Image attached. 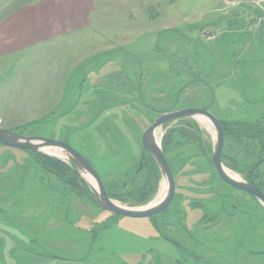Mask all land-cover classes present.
Returning a JSON list of instances; mask_svg holds the SVG:
<instances>
[{
    "label": "rangeland",
    "instance_id": "rangeland-1",
    "mask_svg": "<svg viewBox=\"0 0 264 264\" xmlns=\"http://www.w3.org/2000/svg\"><path fill=\"white\" fill-rule=\"evenodd\" d=\"M42 2L55 10L77 0H0L1 129L66 142L130 208L166 189L160 171L152 181L139 171L142 132L162 113L195 107L220 120L221 162L240 180V166L264 156V0H79L63 18L43 14L50 38L13 40L17 10ZM156 134L175 194L151 217L187 252L162 239L151 218L98 208L61 151L0 144V264H264V208L218 179L212 126L183 118ZM255 177L264 192V161Z\"/></svg>",
    "mask_w": 264,
    "mask_h": 264
},
{
    "label": "water",
    "instance_id": "water-1",
    "mask_svg": "<svg viewBox=\"0 0 264 264\" xmlns=\"http://www.w3.org/2000/svg\"><path fill=\"white\" fill-rule=\"evenodd\" d=\"M198 117L206 120L215 132V142L211 154V164L217 176L227 185L251 194L264 208V193L257 187L251 179L252 172L264 160L262 156L250 168L247 175L248 181L231 177L221 162V151L223 146L224 131L221 122L208 110L203 108L186 107L170 112H165L157 116L154 121L145 128L141 135L142 150L148 153L155 161L163 181L166 185L163 197L152 204L142 208H130L122 206L109 198L105 191L103 182L97 171L83 158V156L66 142L61 140L39 137L34 135H21L15 132L0 128V144L23 151L45 154L46 149H57L68 158L75 166V171L82 180L89 185L93 193V202L101 210L114 214L117 217L146 218L164 210L174 195V180L169 164L167 163L161 145L158 142L156 131L162 125L183 118ZM88 176L92 179L91 184L84 178Z\"/></svg>",
    "mask_w": 264,
    "mask_h": 264
},
{
    "label": "crops",
    "instance_id": "crops-1",
    "mask_svg": "<svg viewBox=\"0 0 264 264\" xmlns=\"http://www.w3.org/2000/svg\"><path fill=\"white\" fill-rule=\"evenodd\" d=\"M72 6L79 8V0H77L75 5H60L59 8H56L57 10H52L54 6H51L50 4L46 5L45 2H42L38 6L35 5V3L21 6L22 9H18L16 13H19V15H16L10 22L11 28H8V35L12 36L13 40L24 39L27 38V36H38L43 40L48 39L51 37V33L54 28L52 23H47L48 17L52 12H55L63 18L64 13H66L70 8L73 9ZM46 13L49 14L47 18L43 15Z\"/></svg>",
    "mask_w": 264,
    "mask_h": 264
},
{
    "label": "flooded vegetation",
    "instance_id": "flooded-vegetation-1",
    "mask_svg": "<svg viewBox=\"0 0 264 264\" xmlns=\"http://www.w3.org/2000/svg\"><path fill=\"white\" fill-rule=\"evenodd\" d=\"M163 150V149H162ZM29 152V151H28ZM144 152V151H143ZM33 153H36V152H33ZM164 153V152H163ZM42 154V153H41ZM143 154H145L144 155V158H145V160H143L145 163H144V165H141V167L139 168V171L140 170H142V169H147L146 170V175H145V178H147L149 181H152L153 179H154V175H152V170L154 171L155 170V168L157 169V171L159 172V169H158V167H157V165H156V163H155V161L153 160V158L148 154V153H146V152H144ZM55 158V157H54ZM264 161V160H263ZM262 161V162H263ZM71 162V161H70ZM88 162V161H87ZM261 162V163H262ZM72 163V162H71ZM90 164V163H89ZM91 165V164H90ZM74 166V165H73ZM92 166V165H91ZM260 166V165H259ZM258 166V167H259ZM93 167V166H92ZM138 167H139V165H138ZM137 167V168H138ZM257 167V168H258ZM74 168H75V166H74ZM94 168V167H93ZM257 168L252 172V175H251V179L253 180V182L257 185V187L263 192V190L261 189V187H260V185H259V183H258V181L256 180V177H255V173H256V170H257ZM95 169V168H94ZM250 169V167L246 170V173L243 175V177L245 176L246 177V179H245V177L244 178H242V180L243 181H248V178H247V175H248V173H249V170ZM74 171V170H73ZM216 173V172H215ZM173 175V174H172ZM217 175V174H216ZM100 176V175H99ZM218 177V176H217ZM101 178V177H100ZM218 179L222 182V183H224L219 177H218ZM101 180H102V178H101ZM173 180H174V188H175V178L173 177ZM102 182H103V180H102ZM148 182V181H147ZM146 182V183H147ZM145 183V184H146ZM149 183H151V182H149ZM148 183V184H149ZM148 184L147 185H144V187H148ZM103 185H104V183H103ZM224 185H226V186H228L230 189H232L233 191H236L237 193H240V194H243V195H246L247 196V198L249 199V200H251L253 203H256L258 206L260 205V203H259V201L258 200H256L251 194H249V193H247V192H244V191H241V190H237V189H235V188H233V187H231V186H229V185H227L226 183H224ZM104 188H105V186H104ZM204 188H207L206 186H204ZM226 189H228L227 187H226ZM231 190V191H232ZM105 191H106V189H105ZM92 192V191H91ZM107 193V192H106ZM264 193V192H263ZM174 194H175V189H174ZM223 196L225 195L226 196V194L227 193H221ZM87 195H88V197H89V199H91V201L93 202V193H87ZM108 196V195H107ZM109 197V196H108ZM223 198H225V199H227L226 197H223ZM237 200H239V199H237ZM172 201V200H171ZM170 201V202H171ZM170 204V203H169ZM255 204V205H256ZM230 205H231V210H236V207L238 206L236 203H230ZM167 208V207H166ZM165 208V209H166ZM164 209V210H165ZM199 209V208H198ZM164 210H162L161 212H163ZM200 211H204L202 208L201 209H199ZM107 212V211H106ZM160 213V212H159ZM111 214V213H110ZM234 213H232V212H229V213H227V216H231V215H233ZM113 217L112 218H114L115 217V215L114 214H111ZM156 215V214H155ZM152 216H154V215H152ZM205 216V213H203L202 212V214H201V218L202 217H204ZM148 218H151V216L150 217H148ZM200 219V217L198 218V220ZM158 222V221H157ZM157 222H156V225H157ZM151 224H152V222H151ZM106 226L108 225V224H105ZM186 225V224H185ZM185 225H183V230H185V232L187 233L188 232V238L189 239H195V237H194V235H193V233H189L190 231L189 230H192V228L191 227H186ZM105 226V227H106ZM152 226H153V224H152ZM161 229V228H160ZM161 237H162V239H164V240H166V241H168L170 244H172V245H174L178 250H180V251H184V252H187L188 251V249H189V247H187L186 246V244L183 242V241H180V240H177V239H175V238H173L172 236H169L168 234H166L165 232H163L162 231V229L160 230V232H157ZM254 255H258V254H254ZM50 257H52L53 259H55V260H62L63 258L62 257H59V256H55L54 254H52V255H50ZM178 262H181L180 261V258H178L176 261H174L173 263L174 264H178ZM186 262H188V261H183V263L182 264H186ZM196 262H200L199 260L198 261H196ZM202 264V263H201Z\"/></svg>",
    "mask_w": 264,
    "mask_h": 264
},
{
    "label": "trees",
    "instance_id": "trees-1",
    "mask_svg": "<svg viewBox=\"0 0 264 264\" xmlns=\"http://www.w3.org/2000/svg\"><path fill=\"white\" fill-rule=\"evenodd\" d=\"M187 85V83L186 84H184V85H182L180 88H178V90H177V92H176V95L177 94H179V93H182V91L185 89V86ZM176 100L177 101H179V99L178 98H176ZM220 121V120H219ZM221 122V121H220ZM221 124L223 125V123L221 122ZM258 126V125H257ZM254 127L255 129H254V132H257V128L258 127ZM260 131H263L264 129L263 128H260L259 129ZM248 131V130H247ZM235 138L234 139H236V136H234ZM237 142L238 143H241V144H244V142H243V140H242V138H241V140H238L237 139ZM263 151H264V148L262 149ZM163 152H164V147H163ZM33 153V152H32ZM263 152H260L259 153V155L257 156V157H255V158H253L251 161H250V163L248 164V166H240V172L241 173H246V170L250 167H252L253 166V164L256 162V161H258L260 158H261V154H262ZM38 154H41V153H38ZM244 159H246V160H248V156H244ZM250 159V158H249ZM238 167V166H237ZM244 167H245V170H244ZM238 169V168H237ZM258 169V168H257ZM250 170V169H249ZM155 173L157 174L158 173V171H157V169L155 168ZM155 178V177H154ZM122 184L124 185V184H126V181H122ZM108 187H106L105 186V189H106V192H107V195L109 196V198H117L115 195H113V193L115 194V191H114V188L111 186V184L110 185H107ZM141 188V186L140 187H138V188H136L135 190H134V192L132 193V195L134 194L135 195V193H139L142 189H140ZM143 188V187H142ZM140 190V191H139ZM151 193V192H150ZM134 195H133V197H134ZM145 196H147V194H144L142 197H140V199H139V201H142V202H144V201H146V197ZM114 218H117V216H115ZM151 222H152V224H153V227L154 228H156V231L157 232H160V227H159V225L157 224L156 225V222H157V219H155L154 217H151Z\"/></svg>",
    "mask_w": 264,
    "mask_h": 264
},
{
    "label": "bare ground",
    "instance_id": "bare-ground-1",
    "mask_svg": "<svg viewBox=\"0 0 264 264\" xmlns=\"http://www.w3.org/2000/svg\"><path fill=\"white\" fill-rule=\"evenodd\" d=\"M227 173H228L231 177H233V178H235V179H239L238 176L235 175L234 173L229 172V171H227ZM160 189H161V188H160ZM164 191H165V189H164V187H163V188L160 190V192L158 193V195H157L156 200L154 201V203L157 202V201H159V200L163 197V195H164Z\"/></svg>",
    "mask_w": 264,
    "mask_h": 264
},
{
    "label": "built area",
    "instance_id": "built-area-1",
    "mask_svg": "<svg viewBox=\"0 0 264 264\" xmlns=\"http://www.w3.org/2000/svg\"><path fill=\"white\" fill-rule=\"evenodd\" d=\"M259 20L263 23V26H264V14H262L260 17H259Z\"/></svg>",
    "mask_w": 264,
    "mask_h": 264
}]
</instances>
